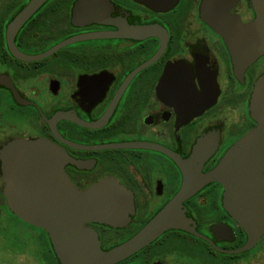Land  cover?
Masks as SVG:
<instances>
[{
  "label": "flooded vegetation",
  "instance_id": "obj_1",
  "mask_svg": "<svg viewBox=\"0 0 264 264\" xmlns=\"http://www.w3.org/2000/svg\"><path fill=\"white\" fill-rule=\"evenodd\" d=\"M262 5L0 0V264H66L60 253L108 252L150 228L112 264H248L264 232L230 252L247 233L224 207L223 184L202 177L256 126L250 102L264 77V54L238 61L214 16L247 24ZM23 141L51 143L79 191L116 182L128 197L123 219L61 226L56 246L47 225L11 208L7 165ZM188 174L200 183L179 218H155Z\"/></svg>",
  "mask_w": 264,
  "mask_h": 264
},
{
  "label": "water",
  "instance_id": "obj_2",
  "mask_svg": "<svg viewBox=\"0 0 264 264\" xmlns=\"http://www.w3.org/2000/svg\"><path fill=\"white\" fill-rule=\"evenodd\" d=\"M25 15L22 12L12 26L18 25ZM214 17L213 25L229 42L238 61L244 63L264 54V5L247 24L228 15ZM250 111L256 126L226 151L214 170L202 177L203 182L216 180L223 184L224 207L247 233L246 243L230 252L251 249L264 232V77L255 86ZM64 160L49 142H17L7 165L11 173L6 174L12 210L21 218L47 225L56 246L61 226L70 233L83 221L119 223L128 200L126 192L114 181L83 192L77 190L63 171ZM199 183L188 174L176 198L155 218H179L182 199L193 193ZM153 232L150 228L108 252L60 255L66 264H112L140 247Z\"/></svg>",
  "mask_w": 264,
  "mask_h": 264
},
{
  "label": "rangeland",
  "instance_id": "obj_3",
  "mask_svg": "<svg viewBox=\"0 0 264 264\" xmlns=\"http://www.w3.org/2000/svg\"><path fill=\"white\" fill-rule=\"evenodd\" d=\"M248 264H264V248L257 251Z\"/></svg>",
  "mask_w": 264,
  "mask_h": 264
}]
</instances>
